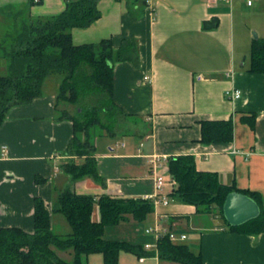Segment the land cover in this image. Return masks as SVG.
Here are the masks:
<instances>
[{
    "label": "crops",
    "instance_id": "crops-1",
    "mask_svg": "<svg viewBox=\"0 0 264 264\" xmlns=\"http://www.w3.org/2000/svg\"><path fill=\"white\" fill-rule=\"evenodd\" d=\"M69 0H0V43L21 25L58 15ZM101 16L86 28L71 30L75 46L109 40L117 50L133 43L130 60L113 65V102L132 120L114 133H97L94 159L104 186L89 177L72 181L62 170L72 123L58 119L56 94L60 78L47 77L42 94L28 104L11 107L0 126V229L33 231V200L41 198L50 211L57 195L69 189L77 195L131 199L156 197L157 177L168 183V159L190 155L199 172L217 174L220 183L257 192L264 207V73L250 72V52L264 39V0L247 6L209 0H100ZM256 32V33H254ZM256 35V36H255ZM0 51V74H7ZM144 77H148L144 80ZM238 89L231 99L227 91ZM73 112V107L66 108ZM254 117V125L241 120ZM232 121L228 143L201 142L203 121ZM168 185L161 190L170 194ZM154 206L143 222L132 219L104 228V238L155 245L145 228L185 235L184 244L200 254L202 264H264V231L246 235L229 231L219 215L204 214L192 205L172 200ZM92 220L99 221L98 206ZM52 230L70 228L51 214ZM71 259L70 251L58 252ZM121 252L118 264H178ZM83 264H104L102 255L82 257Z\"/></svg>",
    "mask_w": 264,
    "mask_h": 264
},
{
    "label": "trees",
    "instance_id": "trees-1",
    "mask_svg": "<svg viewBox=\"0 0 264 264\" xmlns=\"http://www.w3.org/2000/svg\"><path fill=\"white\" fill-rule=\"evenodd\" d=\"M100 0H69L58 15L24 24L8 33L0 43V51L7 62V74H0V126L7 111L16 105L28 104L42 94L45 79L58 76L60 83L55 108L58 119L72 123L73 135L66 155L84 157L81 164L68 161L62 170L72 181L91 178L104 186L96 169L93 135L100 131L113 134L116 117L129 121L126 114L113 102V65L130 60L133 43L124 40L117 50L109 40L97 44L75 46L71 39L73 28H86L101 16L97 8ZM250 72L264 73V39H256L250 52ZM72 106L73 112L66 108ZM241 120L253 127L254 117ZM118 123V122H117ZM232 121H203L201 142L228 143L232 141ZM168 171L174 185L169 196L172 200L194 206L204 214L219 215L229 231L256 235L264 231V207L257 192L240 191L235 184L219 182L217 174L199 172L190 155L168 159ZM231 192L247 195L259 206L260 214L240 226H229L223 216V203ZM99 210V221L92 220L93 206ZM33 231L19 228L0 229V264H83L82 257L102 255L104 264H118L121 252L137 258L156 255L143 245L104 238V228L126 220L143 222L153 212L150 200L120 199L108 195L94 198L77 195L69 189L61 191L49 211L44 201L33 200ZM51 214L61 215L70 231L56 234L50 224ZM159 260L178 264H202L200 254L188 246L171 242L168 236L156 241ZM70 251L71 259L58 252Z\"/></svg>",
    "mask_w": 264,
    "mask_h": 264
},
{
    "label": "built area",
    "instance_id": "built-area-1",
    "mask_svg": "<svg viewBox=\"0 0 264 264\" xmlns=\"http://www.w3.org/2000/svg\"><path fill=\"white\" fill-rule=\"evenodd\" d=\"M209 1H220L222 3H229L230 0H209ZM246 5L247 6H251L252 3L255 1V0H244ZM33 2L35 4L39 3V0H33ZM148 77H144V80H147ZM226 96L230 97L231 99L235 100V99H238L241 97V91L238 90V89H234L232 91H227L226 92ZM168 185L170 188L173 187L174 185V182L173 180H169L168 183H166L162 177H157L156 180H155V187L156 189L160 192L158 193V195L156 197H144L145 200H150L154 206H157V205H167L169 203V198L167 197L166 194H162L161 193V190L164 186ZM144 234H147V235H152L155 240L157 241L159 238L163 237V236H168L169 240L171 242H177L179 240H184L186 238L185 235H178V234H175L173 232H170V231H167L165 229H160V228H145L144 229ZM144 246V249L145 250H153L155 251L156 255L157 256V251L155 250V247H156V243L155 245H151V244H145L143 245ZM139 260L142 262L145 260L144 257H141L139 258Z\"/></svg>",
    "mask_w": 264,
    "mask_h": 264
},
{
    "label": "water",
    "instance_id": "water-1",
    "mask_svg": "<svg viewBox=\"0 0 264 264\" xmlns=\"http://www.w3.org/2000/svg\"><path fill=\"white\" fill-rule=\"evenodd\" d=\"M222 210L226 223L232 227L240 226L260 214L256 202L239 192H231L226 196Z\"/></svg>",
    "mask_w": 264,
    "mask_h": 264
},
{
    "label": "rangeland",
    "instance_id": "rangeland-1",
    "mask_svg": "<svg viewBox=\"0 0 264 264\" xmlns=\"http://www.w3.org/2000/svg\"><path fill=\"white\" fill-rule=\"evenodd\" d=\"M254 33H256V32H254ZM256 34H257V33H256ZM116 120H117V122H118V125L121 124V125H120V128H121L122 126H124V123H125V121H126V120L122 119V117H120V116H119V117H116ZM96 140H97L96 135H93L91 141L94 143Z\"/></svg>",
    "mask_w": 264,
    "mask_h": 264
}]
</instances>
